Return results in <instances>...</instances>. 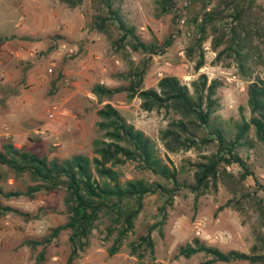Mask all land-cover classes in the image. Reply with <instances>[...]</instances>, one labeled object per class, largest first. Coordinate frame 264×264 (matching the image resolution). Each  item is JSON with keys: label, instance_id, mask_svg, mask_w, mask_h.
<instances>
[{"label": "rangeland", "instance_id": "374dc122", "mask_svg": "<svg viewBox=\"0 0 264 264\" xmlns=\"http://www.w3.org/2000/svg\"><path fill=\"white\" fill-rule=\"evenodd\" d=\"M259 2L264 6V0ZM118 3L126 20L138 27L145 40L162 42L171 31L181 29L166 53L150 56L145 88L157 87L159 79L165 75H177L193 91L192 81L200 73H206L210 80L222 81L216 95L222 119L232 123L240 120L241 107L247 117L250 116L247 82L234 63L213 64L215 52L209 41L204 46L208 61L199 71L186 56L185 48L195 32V25L188 22L190 15L184 8L185 1H179L176 6L181 19L175 12L158 16L155 0H119ZM100 12L98 0H83L76 7L60 0H0V147L4 140L11 138L18 147L24 146L49 157L62 158L80 152L93 157L96 155L94 140L103 137L98 127V110L110 102L153 139L165 161L183 169L181 180L192 183L191 163L214 151L213 145L168 152L161 140V131L170 121L169 112L145 110L142 99L138 96L130 99L126 91L115 93L110 99L100 98L92 91L99 82L111 87L126 85L127 80L117 75L130 66L126 59L128 51L116 49L112 44L118 33L116 25L108 32L93 27L95 16ZM260 45L264 56V40ZM130 57L138 64L144 55L132 52ZM253 72L264 77V63L255 62ZM59 73L63 76L52 88V81ZM54 103L67 108L69 114L48 118L47 109ZM241 153L253 163L259 181L264 183L263 152L254 148L241 149ZM117 169L123 172V180L135 177L161 180L135 161L119 165ZM246 182L253 192L254 179L250 177ZM30 184L34 181L27 173H16L0 164V186L5 190H25ZM254 193L264 197L263 190ZM65 197L66 192L57 189L38 192L33 198L4 199L19 212L0 217V264H69L71 248L66 232L46 247L42 260L38 257L43 245L32 249L25 244L26 239H44L53 227L67 221ZM231 197L223 184L219 185L217 193L200 196L182 187L173 206L167 209L166 222L161 229L152 232L156 242L154 251H148L143 258L131 252L130 243L148 224L162 219L160 208L165 198L160 193L145 197L134 231L113 255L108 252L113 237L106 234L109 216L102 212L89 245L72 264H202L207 259L202 253L190 258L179 254L180 246L196 236L224 251L250 252L256 242L255 229L261 227L260 211L246 201L241 211L227 206Z\"/></svg>", "mask_w": 264, "mask_h": 264}, {"label": "trees", "instance_id": "16d2710c", "mask_svg": "<svg viewBox=\"0 0 264 264\" xmlns=\"http://www.w3.org/2000/svg\"><path fill=\"white\" fill-rule=\"evenodd\" d=\"M70 7L82 4L83 0H60ZM101 12L95 16L93 27L108 32L116 25L117 35L112 39L116 49L128 51L130 61L127 71L117 76L127 80L126 85L111 87L104 82L96 83L92 91L100 98L110 99L115 93L126 91L130 99L138 96L145 110H165L171 115L161 140L168 152L182 149H202L213 145L215 150L203 154L202 159L191 163L194 181L181 180L183 169L169 164L159 154L155 142L143 130L129 122L112 103H105L99 110L98 127L103 137L94 140L95 156L75 153L68 157H49L47 154L18 147L11 138L0 147V164L16 173H27L34 184L25 190H5L0 186V217L9 212H19L4 199L28 196L33 198L38 192L63 189L66 192V222L53 227L42 240L26 239L25 244L35 249L43 245L38 260L45 256L46 247L62 232L68 233L70 243L69 264L89 245L90 237L101 213L109 216L106 234L113 237L108 248L110 255L120 251L125 239L135 228V222L144 208L148 194L160 193L165 202L160 208L162 219L148 224L145 231L130 243L131 252L143 258L148 251L153 252L156 242L152 237L154 229H161L167 220V209L173 206L175 196L186 186L196 196L217 193L223 184L232 197L227 206L242 210L250 202L260 211L261 227L255 229L256 242L250 252L231 249L224 251L208 245L196 236L180 246L179 254L190 258L202 253L207 259L202 264L248 262L264 264V197L254 192L263 190L253 163L241 153V149H260L264 154V77L254 75L253 64L264 63L260 53V42L264 40V6L259 0H155L157 15L176 12L179 1H185L184 8L190 15L189 23L195 25L185 54L195 63L199 71L207 63L205 43L215 52L213 64L228 62L235 64L240 75L247 82L246 94L250 116L241 111V119L228 122L218 114L219 98L216 96L222 81L209 79L200 73L192 81L193 91L182 83L177 75H165L159 79L157 87H144L149 69V58L166 53L176 41L181 29L171 31L162 42L143 38L138 27L129 23L122 13L119 0H98ZM181 19L182 15L178 14ZM144 57L138 64L131 60V53ZM59 73L52 81V88L62 77ZM129 161L138 162L161 180L150 181L146 177L123 180V172L117 166ZM231 167V169L228 168ZM238 169L236 170V168ZM264 168V166H263ZM255 181V190L247 185L248 178Z\"/></svg>", "mask_w": 264, "mask_h": 264}, {"label": "built area", "instance_id": "2783aa9c", "mask_svg": "<svg viewBox=\"0 0 264 264\" xmlns=\"http://www.w3.org/2000/svg\"><path fill=\"white\" fill-rule=\"evenodd\" d=\"M53 69L51 68L50 71H52ZM69 114V111L67 108L54 103L52 104L48 109H47V116L50 119H54L57 116H67ZM229 169H231L230 166H228Z\"/></svg>", "mask_w": 264, "mask_h": 264}]
</instances>
